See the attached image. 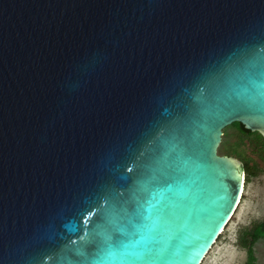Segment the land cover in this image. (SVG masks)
Segmentation results:
<instances>
[{
  "label": "water",
  "instance_id": "95a60500",
  "mask_svg": "<svg viewBox=\"0 0 264 264\" xmlns=\"http://www.w3.org/2000/svg\"><path fill=\"white\" fill-rule=\"evenodd\" d=\"M234 121L264 134V0H0V264H201Z\"/></svg>",
  "mask_w": 264,
  "mask_h": 264
},
{
  "label": "rangeland",
  "instance_id": "374dc122",
  "mask_svg": "<svg viewBox=\"0 0 264 264\" xmlns=\"http://www.w3.org/2000/svg\"><path fill=\"white\" fill-rule=\"evenodd\" d=\"M235 122L222 129L217 154L233 156L244 171L248 164L252 174L245 180L236 210L201 264H246L248 252L240 244L241 234L264 222V134L259 130L242 134ZM252 250V264H264V230L254 239Z\"/></svg>",
  "mask_w": 264,
  "mask_h": 264
},
{
  "label": "trees",
  "instance_id": "16d2710c",
  "mask_svg": "<svg viewBox=\"0 0 264 264\" xmlns=\"http://www.w3.org/2000/svg\"><path fill=\"white\" fill-rule=\"evenodd\" d=\"M235 124L238 125L239 130L242 134H249L252 133V130L246 128L240 121H236ZM245 172H247V176H245V180H247V177L252 174V171H250L249 165L247 164L245 166ZM243 196V194H242ZM264 230V222L262 224H257L251 226L249 229L244 230L241 234L240 238V244L246 248L248 254H247V261L246 264H252L253 261V250L252 245L254 242V239L256 236Z\"/></svg>",
  "mask_w": 264,
  "mask_h": 264
},
{
  "label": "snow or ice",
  "instance_id": "6c2138e0",
  "mask_svg": "<svg viewBox=\"0 0 264 264\" xmlns=\"http://www.w3.org/2000/svg\"><path fill=\"white\" fill-rule=\"evenodd\" d=\"M153 239L154 236L152 235V228L150 225H146L143 234L126 247L127 254L135 255L137 253L148 251L149 245L151 244Z\"/></svg>",
  "mask_w": 264,
  "mask_h": 264
},
{
  "label": "bare ground",
  "instance_id": "6f19581e",
  "mask_svg": "<svg viewBox=\"0 0 264 264\" xmlns=\"http://www.w3.org/2000/svg\"><path fill=\"white\" fill-rule=\"evenodd\" d=\"M242 170H243V169H242ZM242 174H243V171H242ZM243 187H244V183H242V186H241V188H240L239 195H238V199H237V203H236V206H235V208H234V211L236 210L237 205H238V203H239L240 200H241L242 192H243ZM234 211H233V213H234ZM233 213H232V215H233ZM232 215H231V216H232ZM228 221H229V220H228ZM226 224H227V222H226ZM224 228H225V226L221 229L220 232H222Z\"/></svg>",
  "mask_w": 264,
  "mask_h": 264
},
{
  "label": "clouds",
  "instance_id": "9594fccd",
  "mask_svg": "<svg viewBox=\"0 0 264 264\" xmlns=\"http://www.w3.org/2000/svg\"><path fill=\"white\" fill-rule=\"evenodd\" d=\"M245 172V171H244ZM244 181H245V174H244Z\"/></svg>",
  "mask_w": 264,
  "mask_h": 264
}]
</instances>
